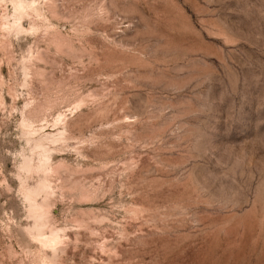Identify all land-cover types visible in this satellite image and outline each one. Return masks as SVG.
I'll return each mask as SVG.
<instances>
[{
  "label": "rangeland",
  "instance_id": "rangeland-1",
  "mask_svg": "<svg viewBox=\"0 0 264 264\" xmlns=\"http://www.w3.org/2000/svg\"><path fill=\"white\" fill-rule=\"evenodd\" d=\"M0 264H264V0H0Z\"/></svg>",
  "mask_w": 264,
  "mask_h": 264
}]
</instances>
